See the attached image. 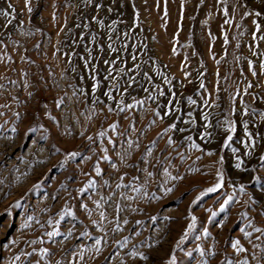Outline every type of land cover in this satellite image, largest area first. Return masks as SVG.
<instances>
[{"label": "rangeland", "instance_id": "374dc122", "mask_svg": "<svg viewBox=\"0 0 264 264\" xmlns=\"http://www.w3.org/2000/svg\"><path fill=\"white\" fill-rule=\"evenodd\" d=\"M29 6L0 0V264H264V0Z\"/></svg>", "mask_w": 264, "mask_h": 264}, {"label": "snow or ice", "instance_id": "6c2138e0", "mask_svg": "<svg viewBox=\"0 0 264 264\" xmlns=\"http://www.w3.org/2000/svg\"><path fill=\"white\" fill-rule=\"evenodd\" d=\"M86 2H89V3H90L91 0H86ZM9 7H11V5H9ZM25 7L27 8V10H28L29 12L32 11L31 7L29 6V0H25ZM96 7L99 8V7H101V6H100V5H96ZM109 11H111V9H109ZM0 15H3V16H5V17H8V16H10L11 14H10L9 12H0ZM256 15L259 16V15H261V14H260L259 12H257ZM11 23H12V19H9V20H8V24L10 25ZM254 23H255V21H254ZM256 27H257V29H259L260 26L257 24ZM109 47L111 48V45H109ZM173 51L175 52V49H173ZM133 59H135V57H133ZM105 63H112V62H110V61H105ZM250 67H251V62H250ZM261 67L264 68V64H262ZM110 73H111V69H110ZM254 74H255V73H254ZM128 86L131 87L130 84H129ZM201 87H203V84H201ZM95 90H96V85L94 84V85H93V91H95ZM105 94L111 96V93H105ZM189 103H195V102H194L193 100H191V98H189ZM110 110H111V109H110ZM121 111H123V108H121ZM261 118H264V114H261ZM113 127H115V126H113ZM245 127H247V125H245ZM234 130H235L234 128H229V129H227V131H229V132H232V131H234ZM245 135H246V136H249V133L245 132ZM249 138L251 139L250 136H249ZM230 139H231V137L229 136V137H228V140H230ZM169 143H171V141H169ZM226 143H227V141H226ZM209 154H211V153H209ZM261 159L264 160V156H262ZM237 167L239 168L240 165L237 164ZM96 171H97V174H99V169H96ZM220 187H221V185L218 183V184L215 185V187L209 188V189H208V192H216L217 189H219ZM168 191H171V189H168ZM241 191H243V189H241ZM227 203H228V201L226 200V201H225V204H227ZM221 210L223 211V205L221 206ZM192 220H193V222H194V221H195V217H192ZM255 230H256L257 232H260V231H261V229H259V228L255 229ZM97 243H99V241H97ZM233 247H234V248H237L238 251H244V249L238 247V243H234V244H233ZM142 258H143V259H146V257H142ZM170 264H175V261L172 260V261L170 262Z\"/></svg>", "mask_w": 264, "mask_h": 264}]
</instances>
